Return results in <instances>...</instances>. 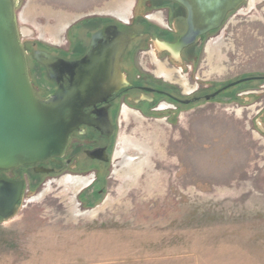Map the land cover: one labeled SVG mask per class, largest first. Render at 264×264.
<instances>
[{
	"label": "rangeland",
	"instance_id": "374dc122",
	"mask_svg": "<svg viewBox=\"0 0 264 264\" xmlns=\"http://www.w3.org/2000/svg\"><path fill=\"white\" fill-rule=\"evenodd\" d=\"M146 2L17 0V27L27 49L30 40L79 55L80 22H128ZM246 7L257 13L234 22L224 41L245 50L241 57L229 50L233 71L220 80L264 72V0ZM32 65L35 91L46 98L54 85ZM256 111L206 104L175 125L125 109L111 165L98 169L94 183L93 171L46 178L20 171L17 214L0 219V264H264V136L251 124Z\"/></svg>",
	"mask_w": 264,
	"mask_h": 264
},
{
	"label": "flooded vegetation",
	"instance_id": "af4514ba",
	"mask_svg": "<svg viewBox=\"0 0 264 264\" xmlns=\"http://www.w3.org/2000/svg\"><path fill=\"white\" fill-rule=\"evenodd\" d=\"M247 1L229 12L217 29L199 35L174 53L163 47L174 45L186 33L187 12L184 7L172 0H147V5L140 9V15L128 22L99 24L97 18L80 22L79 55L56 54L38 47L35 41L30 40L28 41L31 42L32 48L27 49L24 45L26 41H22L33 91L37 97L46 100L56 91L57 85L46 77L54 85V90L46 98L38 96L31 79V63L32 67L41 68L45 76L46 73L44 67L31 57L32 51H45L67 59H78L89 49L90 36L104 27L115 26L124 34L134 35L119 60L122 81L118 92L105 102L84 109V112L93 119L104 120L107 116L110 128L106 127L104 134L85 125L78 128L70 135L69 145L62 159H51L37 165L50 171L49 173H36L35 166H27L0 172V175L10 181H21L25 187L24 179L18 174L25 169L28 173L44 178L59 176L65 171L77 175L79 172L93 171L90 183H94L99 178L98 169L111 165L115 139L125 109L138 118L151 121L165 119L175 124L183 113L188 112L189 115L197 107L206 104L233 103L242 108L255 105L257 111L251 119V124L256 132L264 136V72L240 73L219 79L233 71L232 68H228L229 50L237 49L240 57L245 50L243 42L224 41L231 35L229 33L231 25L234 22L236 24L245 22L244 16L255 10V7L250 10L246 7ZM85 34L87 37L81 39L80 36ZM239 37L241 41L245 38L243 33ZM219 45L217 54L215 50L217 51ZM222 47L225 49L223 55ZM210 52H213V55H209ZM164 62L166 67L174 68L175 72L165 71L164 69H168L164 67ZM223 70L225 74L219 75ZM64 84L66 85V82Z\"/></svg>",
	"mask_w": 264,
	"mask_h": 264
},
{
	"label": "water",
	"instance_id": "95a60500",
	"mask_svg": "<svg viewBox=\"0 0 264 264\" xmlns=\"http://www.w3.org/2000/svg\"><path fill=\"white\" fill-rule=\"evenodd\" d=\"M186 9L187 30L174 45L163 47L174 53L199 35L217 29L224 17L246 0H172ZM17 0H0V172L35 166L36 173L50 171L37 167L51 159H62L70 135L85 125L105 133L104 120L91 118L85 108L105 102L118 92L122 76L119 60L134 35L115 26L90 36L87 52L67 59L45 51H32L33 60L44 67L56 91L42 100L33 91L26 51L16 21ZM66 82V85L64 84ZM24 184L0 175V219L17 214Z\"/></svg>",
	"mask_w": 264,
	"mask_h": 264
}]
</instances>
